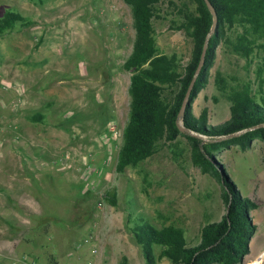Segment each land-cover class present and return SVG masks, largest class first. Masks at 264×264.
Listing matches in <instances>:
<instances>
[{
    "label": "rangeland",
    "instance_id": "1",
    "mask_svg": "<svg viewBox=\"0 0 264 264\" xmlns=\"http://www.w3.org/2000/svg\"><path fill=\"white\" fill-rule=\"evenodd\" d=\"M169 1L191 9L195 3L163 0L151 19L158 50L176 53L182 63L191 39L174 27L179 15ZM6 7L32 20L0 33L4 232L16 237L17 249L36 252L21 264H117L121 255L125 264H145L129 231L141 221L155 227L173 223L182 228L186 245L196 243L200 226L218 218L224 204L218 181L190 161L183 136L176 137L174 153L159 140L135 165L121 172L114 167L128 109L129 71L122 61L133 38L129 5L122 0H0V15ZM237 30L228 28L227 35ZM263 57L255 50L245 58L220 41L192 112L205 107L207 122L225 119L229 101L214 75L224 76L227 84L249 81L255 91L258 67L264 78ZM261 85L264 91V81ZM173 90L174 85L166 86L164 92ZM34 111L42 113L40 120L28 118ZM215 154L240 193L258 203L250 210L256 228L240 264H264V142L254 138L244 149L230 144ZM109 188L115 189V204L102 196ZM160 247L152 243L157 264H170L157 256ZM21 259L0 255V264Z\"/></svg>",
    "mask_w": 264,
    "mask_h": 264
},
{
    "label": "trees",
    "instance_id": "2",
    "mask_svg": "<svg viewBox=\"0 0 264 264\" xmlns=\"http://www.w3.org/2000/svg\"><path fill=\"white\" fill-rule=\"evenodd\" d=\"M129 5L133 38L122 67L129 71L127 117L121 131L116 152L115 170L123 171L128 165L150 155L159 140L167 142L174 153L176 137L183 136L188 143L189 158L201 172L212 175L219 183L224 210L218 218L205 222L199 229V240L185 244L180 226L165 223L155 227L149 222L132 223L129 231L138 244L145 264H157L152 243L161 245L157 256H165L170 264H240L249 251V240L256 228L250 210L257 201L242 195L227 174L215 152L230 144L240 149L249 146L254 139L264 142V81L261 67L255 71L257 90L251 83L227 84L218 72L214 82L229 101L228 116L220 122H207L206 108L195 115L191 104L196 93L206 84L215 50L220 41H226L231 49L245 58L255 50L264 53V0H209L216 14L213 31L209 32L212 15L204 0H194V8L182 2L176 5L179 21L175 28L182 29L191 39L189 57L180 62L176 53L158 50L151 19L157 15V5L163 0H122ZM31 19L18 10L6 7L0 15V33L15 24L24 26ZM238 27L233 37L227 29ZM209 32V34H208ZM207 36L203 63L180 117L186 130L177 126V111L185 87L192 76ZM264 65V57H263ZM232 78V77H230ZM175 86L170 95L166 86ZM257 92V95L254 94ZM29 119L40 120L42 113L34 111ZM102 196L110 204L116 203L115 189H106ZM121 255L117 264H125Z\"/></svg>",
    "mask_w": 264,
    "mask_h": 264
},
{
    "label": "crops",
    "instance_id": "3",
    "mask_svg": "<svg viewBox=\"0 0 264 264\" xmlns=\"http://www.w3.org/2000/svg\"><path fill=\"white\" fill-rule=\"evenodd\" d=\"M5 190L6 189H4L3 186H0V192H2V191L5 192ZM11 204L13 205V207H9V208H11V211H13L15 213L16 207H15L14 202L12 200H11ZM6 211H7V207H5V204H3V202L0 200V255L5 256L7 259H9V257H11V260L14 259V261L16 259L22 258L21 259L22 262H20V264H21V263H24L25 258H27L29 260L33 259L34 255L36 256V254H34L36 252L31 251L32 253L30 252V254H28L25 251L17 249L19 241H16V237H14L13 235H10L9 231L4 232V229H5L4 227H5L6 221H5V218L3 217L2 214ZM29 215L30 214H27L26 217H28V218L25 220L30 223V222H32V220L29 217ZM12 221L15 224L14 220H12ZM13 229H15V226L13 227ZM10 264H17V263L11 261Z\"/></svg>",
    "mask_w": 264,
    "mask_h": 264
},
{
    "label": "water",
    "instance_id": "4",
    "mask_svg": "<svg viewBox=\"0 0 264 264\" xmlns=\"http://www.w3.org/2000/svg\"><path fill=\"white\" fill-rule=\"evenodd\" d=\"M207 8L209 9V11L211 12V15H212V20H211V25H210V29H209V32L213 31L214 29V26H215V23H216V14L214 12V8L211 4V2L209 0H204ZM208 32V34H209ZM206 42H207V36L205 37L204 39V42H203V45L201 47V51H200V54H199V57H198V61H197V64L195 66V69H194V72L192 74V76L190 77L186 87H185V90L183 92V95H182V98H181V101H180V105H179V108H178V111H177V126L180 130H186V127H184L181 122H180V117L183 115V112H184V108H185V105H186V102H187V99H188V96H189V92H190V89L193 85V82H194V79H195V76L196 74L198 73L202 63H203V57H204V52H205V47H206Z\"/></svg>",
    "mask_w": 264,
    "mask_h": 264
},
{
    "label": "built area",
    "instance_id": "5",
    "mask_svg": "<svg viewBox=\"0 0 264 264\" xmlns=\"http://www.w3.org/2000/svg\"><path fill=\"white\" fill-rule=\"evenodd\" d=\"M109 129L112 131L113 129H114V127H113V125H109ZM32 262L30 261V264H31Z\"/></svg>",
    "mask_w": 264,
    "mask_h": 264
},
{
    "label": "bare ground",
    "instance_id": "6",
    "mask_svg": "<svg viewBox=\"0 0 264 264\" xmlns=\"http://www.w3.org/2000/svg\"><path fill=\"white\" fill-rule=\"evenodd\" d=\"M249 264H252V263H249ZM260 264V263H259Z\"/></svg>",
    "mask_w": 264,
    "mask_h": 264
}]
</instances>
